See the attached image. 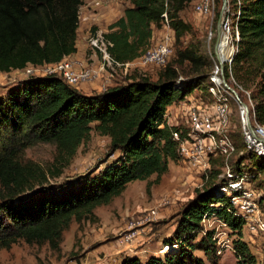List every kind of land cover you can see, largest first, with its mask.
<instances>
[{
  "label": "trees",
  "instance_id": "trees-1",
  "mask_svg": "<svg viewBox=\"0 0 264 264\" xmlns=\"http://www.w3.org/2000/svg\"><path fill=\"white\" fill-rule=\"evenodd\" d=\"M191 1L130 0L123 15L102 33L112 43L110 55L119 62L141 56L152 44L154 29L162 27L165 12L181 45L192 25L179 13ZM84 2L0 0V71L58 62L76 53ZM232 3L233 25L240 38L231 64L224 65V74L243 101H252L257 120L264 124V0ZM185 62L193 71L190 80L179 73ZM208 65L198 46L190 42L178 47L175 58L161 67L156 79L144 73L92 94L58 75L32 76L11 86L0 96V249L18 239L58 247L74 220L82 221L99 205L111 203L129 183L148 180L150 191L169 171L170 161L182 158L174 139L181 127L169 123L168 108L209 87L212 68ZM250 87L256 89L254 95ZM92 130L108 136L110 154L119 156L96 173L60 185L64 186L60 190L48 185L50 178L59 177L72 163ZM38 142L55 144L56 154L48 168L26 157V150ZM246 160L257 174L264 173V157L246 153L238 162ZM219 174L215 170L179 213L173 234L164 240L174 248L145 260L127 255L119 264H202L193 251L216 252L213 232L204 231L202 223L204 215L213 212L237 234L233 243L240 263H254L255 257L242 240L245 219L228 209L230 197L216 188ZM153 175L156 178L149 180ZM200 232L204 234L197 242Z\"/></svg>",
  "mask_w": 264,
  "mask_h": 264
},
{
  "label": "rangeland",
  "instance_id": "rangeland-1",
  "mask_svg": "<svg viewBox=\"0 0 264 264\" xmlns=\"http://www.w3.org/2000/svg\"><path fill=\"white\" fill-rule=\"evenodd\" d=\"M117 1L127 2L129 0ZM196 1L189 2L179 13L186 22L192 25V32L186 33L181 38V45L175 41L174 51L168 62L175 58L178 47H185L193 42L198 46L200 53L206 58L210 69L212 68L211 71H213L216 64L220 65L215 46L222 3H219V0H213L212 14L206 16L197 12ZM229 2L232 8L227 7L226 15L233 19L234 5L232 0ZM229 10L230 12H228ZM83 16V11H81V19ZM104 27L107 25L105 24ZM101 29L100 25L93 24L86 30V34H95ZM104 31L107 30L104 29ZM210 31L213 32L211 38ZM156 32L161 34V28L157 29ZM232 46L233 42L230 38L226 46V54ZM80 61L86 62L94 69L92 82H89L91 80L88 81V84L94 85L91 91H97L98 86H101V91L105 90L104 88L109 87L111 83L109 79H114V83L121 84L144 73L152 79H156L162 70L155 65L130 69L127 72L121 68L116 70L103 69V59L97 50L89 46V40L87 55ZM33 68L29 64L23 69H14L9 72L0 71V96H4L11 86L16 85L24 78L42 76L39 70L35 72V75H32ZM179 73L185 79L193 78V71L188 62L179 66ZM204 84L205 82L202 86H205ZM208 90V87L203 90V96L206 97V100L210 99ZM248 90L254 95L256 89L250 87ZM198 92L196 90L194 95ZM184 100H182L183 103L178 101L171 105L167 113L169 123L183 129L186 127V105L187 103L190 104L189 99ZM240 104L238 101L230 99L229 105L233 116V139L238 151H244L240 128ZM109 145L110 138L108 136L100 135L92 130L90 139L82 144L72 163L64 169L59 177L50 178L47 184L55 187L56 190H60L64 187L60 185L74 182L87 173L98 172L99 169L104 168L119 156V153L110 154ZM55 154V144L50 142H38L26 150V157L44 168L51 166ZM239 157L238 154H233L228 159L231 170L238 174H246L248 177L245 181L246 186L252 189L258 198V208L249 217L250 219L245 221L242 240L248 245L250 253L255 257V262L252 264H264V227L262 226L264 224V173L257 174L253 171L248 160L239 163ZM226 165L223 157L212 159L211 168L207 174L210 176L217 170L222 174L216 180L220 182L223 175H226L227 171L223 169ZM155 178L156 175H153L149 180ZM205 183L206 175L203 171L191 167L182 158L178 161H170L169 171L161 177L159 183H154L151 186L150 191L147 190L148 180L133 181L111 203L96 207L90 217L82 221L74 220L64 231L58 247H53L48 242L38 244L18 239L9 247L0 249V264H119L122 258L127 255H137L142 260L151 255H163L170 249L168 247L174 248V245H165L164 240L173 234L179 213L186 203L195 196L196 191L205 186ZM154 210H156L155 213ZM206 221L209 223L207 228H205ZM202 223L206 231L207 229L215 230L217 233V240H213L216 243V252L207 255L202 249H195L193 251L194 256L201 259L202 264H241L233 243L237 234L229 226L228 228L224 227L223 224L218 225L217 220L213 222L212 219H207L203 220ZM203 234L204 232H200L196 239L197 242L200 241Z\"/></svg>",
  "mask_w": 264,
  "mask_h": 264
},
{
  "label": "built area",
  "instance_id": "built-area-1",
  "mask_svg": "<svg viewBox=\"0 0 264 264\" xmlns=\"http://www.w3.org/2000/svg\"><path fill=\"white\" fill-rule=\"evenodd\" d=\"M166 1L168 2L169 0ZM213 2V0H197L195 8L200 14L209 16L212 14ZM226 14L225 12L221 19V39L226 38L227 43H229L230 38H232L233 46L232 54L224 59L223 65L226 63L230 65L233 55L237 51L236 42L239 40L240 35L238 27L233 25L232 18ZM162 18L161 34H156L149 49L132 61L119 62L115 60L108 51V47L112 43L104 39L101 31L89 35V46L100 53L103 59V69L116 70L121 68L127 72L130 69L133 70L149 65L164 67L173 54L176 35L175 30L170 25L168 13H163ZM212 34L213 32L210 31V38ZM32 66L34 67L32 75H35L38 70L41 71L42 76L58 75L69 85L78 89H82V85L88 83L94 75V69L91 66L84 61L78 60L72 54L63 57L58 62ZM223 75L225 76L224 66L221 63L220 65L216 64V68L210 74L211 83L208 87L210 99H205L203 91H199V97L189 98L190 104L188 105L187 103V109L185 110L186 127L185 129L181 128L180 131H175L174 139L178 142V152L182 159L188 162L191 167L203 171L206 175V180L209 178L207 171L211 168L212 159L224 158L227 165L223 169H226L227 172L226 175H223L221 181L216 184V188L230 197L231 207L228 209L236 215L242 216L247 221L258 208V198L255 192L246 186L245 181L246 178L248 179L246 174L233 172L228 159L233 154L241 156L246 153L264 157V124L257 120L251 100L250 104L247 103L248 110L240 104L238 98L224 84ZM230 80L233 81V78L231 77ZM227 82L232 86L230 81L227 80ZM230 99H234L240 104V128L244 151H238L233 139V116L229 105ZM221 176L222 174L220 173L218 177ZM211 205L219 207L220 203H212ZM155 212L156 210H154ZM207 219H212L213 222L217 220L218 225L223 224L224 227H228L227 222L215 212L205 214L203 220ZM207 226H209V223L206 221L205 228ZM262 226L264 227V224ZM204 230L206 231V229ZM207 231L213 232L212 238L216 241L217 233H215V230L207 229Z\"/></svg>",
  "mask_w": 264,
  "mask_h": 264
},
{
  "label": "crops",
  "instance_id": "crops-1",
  "mask_svg": "<svg viewBox=\"0 0 264 264\" xmlns=\"http://www.w3.org/2000/svg\"><path fill=\"white\" fill-rule=\"evenodd\" d=\"M127 2L125 1L121 2L117 0H85L84 4L80 8V13L81 11H83L84 16L82 17V19L80 17V27L78 28L77 31L78 50L76 53L72 55L80 60H83V57L85 58L88 52L87 37L89 36V34L88 35L86 34V30H88V28L91 27L93 24L100 25V27L102 28L101 31H104V29L107 30L108 25L114 22L115 20H117L119 17H121L124 13V9L131 5L130 0ZM100 9L101 11L98 12V10ZM105 24L107 25V27H104ZM156 30L157 29H154L153 31L154 33L153 37L157 34ZM153 37H152V42H153ZM93 56H95V54H93ZM109 81L111 83L112 82L114 83V79L113 80L109 79ZM88 83L82 85V89H81L82 92L86 94L101 92V86L97 87L98 88L97 91H91L94 85L93 84L90 85ZM111 83L109 84V87L118 84V83H114V84ZM195 92L188 95L186 98L189 99L193 97H199L200 96L199 92L196 94L197 96L194 95Z\"/></svg>",
  "mask_w": 264,
  "mask_h": 264
},
{
  "label": "water",
  "instance_id": "water-1",
  "mask_svg": "<svg viewBox=\"0 0 264 264\" xmlns=\"http://www.w3.org/2000/svg\"><path fill=\"white\" fill-rule=\"evenodd\" d=\"M227 7H228V0H223L222 7H221V18L219 19V22H218V38H217L216 46H215L217 57H218V47H219V44H220L221 33H222V30H221V19H222L224 13L226 12ZM218 59H219L221 65L224 66L223 65L224 64V60H221L220 57ZM222 79H223L224 84L226 85V87L230 90V92H232L233 95L236 98H238V100L240 101L241 105L244 106L248 110L247 103L240 99L238 91L233 86L228 84V82H227V80H226L224 75L222 76Z\"/></svg>",
  "mask_w": 264,
  "mask_h": 264
},
{
  "label": "bare ground",
  "instance_id": "bare-ground-1",
  "mask_svg": "<svg viewBox=\"0 0 264 264\" xmlns=\"http://www.w3.org/2000/svg\"><path fill=\"white\" fill-rule=\"evenodd\" d=\"M226 38L221 39L219 47H218V58L220 57L221 60L228 58L232 54V48H229V52L226 54V46H227ZM175 247V245H174ZM171 247H168V249ZM167 249V250H168ZM166 250V249H165Z\"/></svg>",
  "mask_w": 264,
  "mask_h": 264
}]
</instances>
